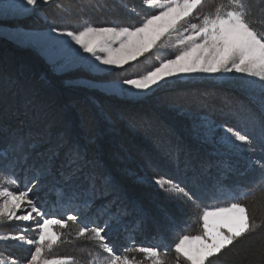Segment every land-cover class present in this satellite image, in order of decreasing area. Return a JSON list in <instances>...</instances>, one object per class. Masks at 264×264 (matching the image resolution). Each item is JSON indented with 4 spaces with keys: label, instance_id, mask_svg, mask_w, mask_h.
Returning a JSON list of instances; mask_svg holds the SVG:
<instances>
[{
    "label": "snow or ice",
    "instance_id": "snow-or-ice-1",
    "mask_svg": "<svg viewBox=\"0 0 264 264\" xmlns=\"http://www.w3.org/2000/svg\"><path fill=\"white\" fill-rule=\"evenodd\" d=\"M38 3L50 4L52 0H23L11 9L5 6L2 11L5 14L10 10L28 13L27 6ZM143 5L155 14L147 15L139 26L122 25L115 21L96 26L84 21L79 30L53 28L52 31H61L78 45L79 49H71V45L65 42L76 59L94 69H99L100 65L120 68L153 51L158 66L137 78L114 82V89L121 94L139 95L167 83L170 78L195 73L220 74L222 79L235 80L242 88H258L260 114L249 113L245 119L252 125L253 132L259 129L260 138L264 141V30L256 26L259 21L251 0H143ZM92 6L103 7L100 0H95ZM122 6H127L126 0H122ZM261 6H264V0H260L256 7ZM57 7L64 8V5L60 3ZM80 50L88 56L80 55ZM229 74L240 75L237 78ZM22 123L15 128L0 125V133L8 138V143L0 147V223L11 222L13 218L30 221L34 228L24 229L23 232L34 231L36 238L26 239L22 233L16 236L0 233V241L11 239L32 246L34 250L27 264H81L74 256L53 255V250L59 245L71 243L62 230L75 226L76 239L86 238L95 249L88 254L84 264H144V261L148 264H169L168 247L160 242L145 247L136 245L135 240L130 239L128 247L115 252L108 242V234L114 225L120 226L127 215L126 207L116 204L120 197L109 201L110 206H101L102 210L95 214V219H82L80 216L81 210L90 211L96 206L97 193L112 194L111 178L105 175L98 182L95 161L88 159L87 150L79 144L68 145L62 131L55 133L56 142L50 143L46 153H38L45 159L38 165L30 164L31 153L53 133L51 128L33 132L30 128L25 129ZM196 128L205 137H214L217 131L221 132L219 139L231 150H240L242 145L252 144L249 134H242L226 125L217 128L207 117H200ZM95 143L96 137H91L89 144ZM65 148L64 159L57 165L61 149ZM254 150L248 148L250 152ZM14 154L19 155L9 160V156ZM253 163L264 168V162L256 160ZM18 164L24 165L21 168L23 175L19 177L15 172ZM49 177L56 180V195L63 202L62 206L76 214L56 218L55 214L43 212L35 200L29 198V193L37 190L41 181ZM81 177L87 186L78 183ZM153 183L174 198L183 197L185 203H191L194 218L202 225L198 235L177 233L175 264H212L210 258L222 255L240 241L257 234L260 242L256 246V255L264 261V221L256 218L249 204L241 202L249 197L256 199L258 194L264 195V176L251 188L227 193L218 188L220 195L234 202L226 207L210 205L202 209L186 188L175 181L159 177L154 178ZM22 187L25 190H21ZM27 209H30L27 214L17 215V210ZM102 216L106 219L101 222ZM140 226L142 222L137 221V227ZM128 253H138L143 259L138 260ZM0 264L4 261L0 260Z\"/></svg>",
    "mask_w": 264,
    "mask_h": 264
},
{
    "label": "trees",
    "instance_id": "trees-1",
    "mask_svg": "<svg viewBox=\"0 0 264 264\" xmlns=\"http://www.w3.org/2000/svg\"><path fill=\"white\" fill-rule=\"evenodd\" d=\"M139 1L126 0L125 7L122 0H100L103 7L97 8L92 6L95 0H64V8L54 12L59 16L67 13V23L79 18L96 26L114 21L138 25L147 15L155 14ZM251 2L259 21L256 26L264 30V6L256 7L260 0ZM134 69H119V77L132 74ZM89 75L96 76L78 69L56 72L37 52L0 38V125L15 128L23 122L22 126L33 132L52 129L53 135L31 153L30 164L38 165L45 159L38 153H46L50 143L56 142L57 132L65 133L68 145L79 144L86 149L88 159L95 161L98 182L105 175L112 180V194L107 197H120V205L130 209L128 221H141L144 239L155 243L153 246L160 242L170 250L177 242V233L195 235L201 231L192 204L160 189L152 183L154 178L165 177L185 187L202 209L234 202L220 195L218 188L225 193L251 188L264 176V168L253 163L264 162V141L259 129L253 132L245 119L249 113L259 115L261 106L247 90L228 82L217 86L208 80L184 82L136 101L72 83ZM202 116L217 128L226 125L249 134L251 146L231 150L239 153L237 159L225 156L228 148L219 139L221 132L214 137L198 132L196 125ZM91 137H96L95 144H89ZM6 143L7 136L0 133V147ZM249 147L255 150L250 152ZM65 150L61 149L57 165L64 159ZM253 156V162H249ZM23 167L17 165L18 177ZM48 180L50 184L56 182L51 177ZM241 202L249 204L256 218L264 221V195ZM128 233L123 230L119 237L124 239ZM259 242V234L247 237L222 255L210 258L212 264H264L256 255ZM111 245L120 252L123 241L114 239ZM65 250L77 259L88 253L80 242L67 244Z\"/></svg>",
    "mask_w": 264,
    "mask_h": 264
},
{
    "label": "rangeland",
    "instance_id": "rangeland-1",
    "mask_svg": "<svg viewBox=\"0 0 264 264\" xmlns=\"http://www.w3.org/2000/svg\"><path fill=\"white\" fill-rule=\"evenodd\" d=\"M62 1L64 0H52V3L50 4L38 3L36 6H27L29 9L28 13L10 10L8 11L7 14H5L2 11L5 8V6H8L11 9L13 5L21 4L23 0H0V38L2 40L8 41L13 45H16L19 48L30 49L37 52V54H40L45 59V61L52 66V68L56 72H67L69 70L78 69L83 71L85 70L89 73H93L96 76L89 75L91 77L89 76L79 77L76 80H74L72 83L75 85L89 87L94 90L98 89L104 92H108L120 98L140 101L146 99L148 95L154 93L158 89L181 84L184 82L208 80V82L214 81L213 83L216 86L222 85L223 82L234 83L238 86L235 80L222 79L220 74L209 75L204 73H195L180 78H170L167 83H161L159 87H153L151 91L139 95L121 94L114 89V82L123 81L124 79L137 78L139 75H142L146 71L151 70L153 67L158 66L156 55L154 54L153 51H149L148 53H145L144 56L137 57L135 61H132L130 62V64H126L120 68L114 66L100 65L99 69H94L90 67L87 63L79 61L74 57L73 52L71 50V49H79V46L76 45L73 41H71L70 38L64 35L61 31L54 32L52 31V29L69 28L71 30H79L80 24L86 20L77 18L75 19L76 22L67 23L66 22V19L68 18L67 13L59 16L57 15V12H54V10L58 8L57 5L63 3ZM139 3H143V0H140ZM122 25H124V23H122ZM136 26H139V24ZM65 42L71 45V49L67 47ZM80 55L88 56V54L84 53L82 50H80ZM167 58H171V57H167ZM138 63L139 65H137ZM130 66L136 69V71H133L134 74L132 73L125 77H119V72H118L119 69L126 72ZM142 66H144L145 68L142 69ZM229 75H233L239 78L240 74H229ZM243 89L247 90L250 94L249 96H252L260 103L258 88L255 90H250L247 88H243ZM133 91L135 92V90ZM241 149L242 150L244 149L243 145L241 146ZM225 153H228V155L225 156H228L229 158L232 156V158L236 157L237 159V157L240 156L239 153L231 151V149L229 148L228 151ZM256 155H258L257 152L255 153V156ZM255 156H253V158L250 159L249 162H253ZM248 158L249 156H247V159ZM15 172L19 173L20 171L15 170ZM20 174H21L20 176L23 175L22 172ZM82 181L83 183H85V186H87V182L83 180V177H81L78 183H82ZM55 183L50 184L48 178L46 180H42L41 186L37 190L29 193V198L34 199L37 204V207H39L43 212H45L46 214L48 213L55 214L56 218H64L67 214H76L74 211L69 212V210H66V208L62 206L63 202L59 201L56 195ZM21 190H25V189H23L22 187ZM107 196L108 195H101L100 193H97L95 197L96 206L93 207L90 211L81 210L80 212L81 218L95 219V214L98 211L102 210L101 206L108 205V202L112 201L111 199H114L112 198V196L109 197ZM23 203L26 207V201ZM120 203H122V201L119 200L116 201L117 206H119ZM220 207H226V206H220ZM114 210L115 209H113V211ZM27 211H30V209H27L26 211L17 210V215H21V216L25 215L27 214ZM127 213L128 214L130 213V209L127 211ZM128 214L123 217L120 226H115V225L113 226L112 230L108 234V242L111 244V242L114 239H117L121 243L122 240L123 247H128L129 240L134 239L136 245L138 246H145V247L153 246L152 244L155 243H149L144 239L145 232L142 226L137 227V222L130 223V221H128L130 220ZM33 215H35V213H33ZM100 219L102 222L103 219H106V217L102 216ZM31 228H34L32 222L16 221L15 218H13L11 222L0 223V233L11 234L13 236L22 233L26 236V239L36 238V233L34 231L29 230L27 232H23L24 229H31ZM123 230L125 232L130 231V233H128L129 235L123 236L124 239L119 237V235H121ZM62 231L65 232L66 240L71 241V243L80 242L81 244H83V247L87 250L88 253H84V256L78 258L81 264H84V260L88 257V254L94 252L95 250L93 243L87 241L86 238L76 239L75 226H70L69 229ZM198 234H200V232L196 233L195 235ZM67 244L69 243H63L59 245L57 248H55L53 250V255L71 256L72 253L68 250H65V246ZM88 245L90 247H88ZM33 250L34 248L32 246H29L26 243H20L15 240L10 239L7 241H0V260L4 261V264H14V262L15 264H27V260L30 259V253ZM115 252L119 253V251H115ZM128 254L135 255L138 260L143 259V257L138 253H128ZM175 256L176 254L174 252V247H173L170 250H168L167 259L169 260V264H175ZM144 264H148V262L144 261Z\"/></svg>",
    "mask_w": 264,
    "mask_h": 264
}]
</instances>
